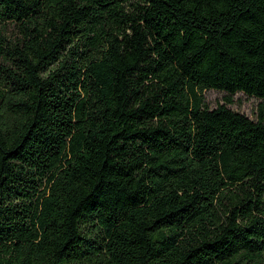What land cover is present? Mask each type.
<instances>
[{"label":"trees","instance_id":"16d2710c","mask_svg":"<svg viewBox=\"0 0 264 264\" xmlns=\"http://www.w3.org/2000/svg\"><path fill=\"white\" fill-rule=\"evenodd\" d=\"M264 0H0V264H264Z\"/></svg>","mask_w":264,"mask_h":264},{"label":"rangeland","instance_id":"374dc122","mask_svg":"<svg viewBox=\"0 0 264 264\" xmlns=\"http://www.w3.org/2000/svg\"><path fill=\"white\" fill-rule=\"evenodd\" d=\"M227 94L213 90H206L202 93L203 101L209 109L215 108L217 105L225 104V106L232 112L242 114L247 119L254 121L256 118L257 109L260 105L264 106V101L248 98L240 93L233 94L230 99L231 103L226 104L222 98ZM264 116V110H263ZM264 197V196H263Z\"/></svg>","mask_w":264,"mask_h":264}]
</instances>
